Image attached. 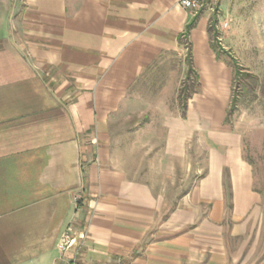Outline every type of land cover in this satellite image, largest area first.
Returning a JSON list of instances; mask_svg holds the SVG:
<instances>
[{
  "label": "crops",
  "instance_id": "1",
  "mask_svg": "<svg viewBox=\"0 0 264 264\" xmlns=\"http://www.w3.org/2000/svg\"><path fill=\"white\" fill-rule=\"evenodd\" d=\"M208 19L175 0H0V264H66L58 242L77 228L86 264H264V251L249 263L230 246L249 241L261 204L234 134H209L224 151L209 147L206 175L167 210L111 148L131 89L168 70L191 22L199 89L186 119L165 117L163 155L184 156L191 134L217 127L232 70Z\"/></svg>",
  "mask_w": 264,
  "mask_h": 264
},
{
  "label": "rangeland",
  "instance_id": "2",
  "mask_svg": "<svg viewBox=\"0 0 264 264\" xmlns=\"http://www.w3.org/2000/svg\"><path fill=\"white\" fill-rule=\"evenodd\" d=\"M203 10L209 13L210 44L216 59L232 70L229 100L217 127L205 125L200 134H191L186 139L184 156L163 155L169 129L164 124L165 117L171 121L186 119L190 99L199 89L190 42L183 34L179 52L170 54L168 70L148 69L131 89L129 99L135 102L112 119L111 148L120 153L119 162L131 177L147 181L155 193L163 194L167 210L175 208L177 200L206 175L209 147L215 145L217 150L224 151L221 143L209 139V134H234L240 144L241 158L252 171V187L259 194L261 204L249 241L243 243L235 237L230 246L239 256L251 253L249 263H252L264 251V0H213L212 3L208 0L195 14ZM224 21L228 23L226 28L222 27ZM223 177L226 198L230 201L225 169ZM67 231L76 241L65 253H70L69 257L65 256L66 264L74 256L78 264H86L80 255L85 230Z\"/></svg>",
  "mask_w": 264,
  "mask_h": 264
},
{
  "label": "built area",
  "instance_id": "3",
  "mask_svg": "<svg viewBox=\"0 0 264 264\" xmlns=\"http://www.w3.org/2000/svg\"><path fill=\"white\" fill-rule=\"evenodd\" d=\"M208 0H175V3L177 6L181 7L182 9L189 10L193 13H196L197 11L201 10L206 4ZM228 26V23L224 21L222 23V27L226 28ZM77 208L76 212L81 209V200L78 196L77 198ZM78 237H82L78 236ZM76 237L74 235H71L68 233V231H65L61 234L59 242H58V249L62 254H65L68 252L73 245L75 244ZM76 257H72L67 264H78L76 262Z\"/></svg>",
  "mask_w": 264,
  "mask_h": 264
},
{
  "label": "trees",
  "instance_id": "4",
  "mask_svg": "<svg viewBox=\"0 0 264 264\" xmlns=\"http://www.w3.org/2000/svg\"><path fill=\"white\" fill-rule=\"evenodd\" d=\"M193 26V22L189 23L187 26H186V31L184 32V35L187 34V31ZM190 69V68H189Z\"/></svg>",
  "mask_w": 264,
  "mask_h": 264
}]
</instances>
